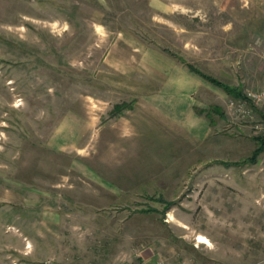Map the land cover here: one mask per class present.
I'll use <instances>...</instances> for the list:
<instances>
[{"label": "rangeland", "instance_id": "rangeland-1", "mask_svg": "<svg viewBox=\"0 0 264 264\" xmlns=\"http://www.w3.org/2000/svg\"><path fill=\"white\" fill-rule=\"evenodd\" d=\"M163 48L261 90L264 0H0V264H264V137L204 78L183 137Z\"/></svg>", "mask_w": 264, "mask_h": 264}, {"label": "crops", "instance_id": "crops-1", "mask_svg": "<svg viewBox=\"0 0 264 264\" xmlns=\"http://www.w3.org/2000/svg\"><path fill=\"white\" fill-rule=\"evenodd\" d=\"M195 80L199 82L197 86L195 85ZM203 82L202 77L188 69V71H183L181 81L176 77L174 81L157 85L154 89L155 94L152 103L159 107L166 117L181 125L182 128L180 129L182 132L180 134L183 137L187 138L197 135L203 139L208 134L209 129L206 122L202 119V114H198L195 110L196 89L201 88L204 85ZM177 133L179 134V131ZM76 138L75 133L73 135L67 134V140H72V143ZM72 143L67 147L74 146ZM56 147L63 149L60 143Z\"/></svg>", "mask_w": 264, "mask_h": 264}, {"label": "built area", "instance_id": "built-area-1", "mask_svg": "<svg viewBox=\"0 0 264 264\" xmlns=\"http://www.w3.org/2000/svg\"><path fill=\"white\" fill-rule=\"evenodd\" d=\"M245 97L228 100L234 118L247 121L255 134L264 137V114L259 115L258 108L264 109V88L261 90L246 89Z\"/></svg>", "mask_w": 264, "mask_h": 264}, {"label": "trees", "instance_id": "trees-1", "mask_svg": "<svg viewBox=\"0 0 264 264\" xmlns=\"http://www.w3.org/2000/svg\"><path fill=\"white\" fill-rule=\"evenodd\" d=\"M166 52H169L170 54H172L174 57L178 58L181 62H183L184 64L187 65L188 69L198 75H200L202 78H204L205 80L211 82L212 84L218 86L219 88H222L226 93H228L229 95H231L233 98H241V97H245V94L243 92V89L240 87V85H236V86H232L228 83H225L219 79H217L216 77L207 74L205 72H202L200 69H198L197 67H195L193 64L187 62L186 60L182 59L181 57H178L175 53H173L171 50L167 49V48H163ZM125 105L124 104H116L115 108L117 109H122ZM214 111H216L217 113H219L220 115H223V112L220 111L218 109V107H214ZM261 144L264 146V138L262 141H260ZM259 152V151H258ZM257 151H255V155H256Z\"/></svg>", "mask_w": 264, "mask_h": 264}, {"label": "bare ground", "instance_id": "bare-ground-1", "mask_svg": "<svg viewBox=\"0 0 264 264\" xmlns=\"http://www.w3.org/2000/svg\"><path fill=\"white\" fill-rule=\"evenodd\" d=\"M171 219H173L171 217ZM196 240L199 242V243H203V244H206V245H211V242L210 240L204 235V234H198L196 236ZM28 246H31V243L28 244Z\"/></svg>", "mask_w": 264, "mask_h": 264}]
</instances>
